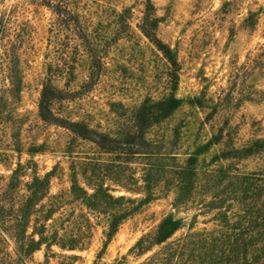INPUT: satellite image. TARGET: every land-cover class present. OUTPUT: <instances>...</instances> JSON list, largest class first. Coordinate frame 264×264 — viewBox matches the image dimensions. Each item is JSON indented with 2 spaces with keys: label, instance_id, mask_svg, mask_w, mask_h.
Returning a JSON list of instances; mask_svg holds the SVG:
<instances>
[{
  "label": "rangeland",
  "instance_id": "rangeland-1",
  "mask_svg": "<svg viewBox=\"0 0 264 264\" xmlns=\"http://www.w3.org/2000/svg\"><path fill=\"white\" fill-rule=\"evenodd\" d=\"M146 16L175 67L141 30ZM0 21V205L16 212L48 179L25 239L14 217L0 223V264H145L157 252L153 264H264V0H0ZM172 95L167 116H136ZM166 218L180 228L141 253ZM190 232L195 245L160 253Z\"/></svg>",
  "mask_w": 264,
  "mask_h": 264
},
{
  "label": "trees",
  "instance_id": "trees-1",
  "mask_svg": "<svg viewBox=\"0 0 264 264\" xmlns=\"http://www.w3.org/2000/svg\"><path fill=\"white\" fill-rule=\"evenodd\" d=\"M152 20L149 18V16H146L143 20V24L141 27V30L144 34L153 36L151 31L152 26ZM3 23L0 21V33L3 30ZM153 42L155 45L163 52L166 59L170 63L172 67L176 66V60L174 59L171 50L168 46H166L164 43H162L156 36H153ZM4 57L7 60L5 64H3V68H6L9 71L8 78L9 82L6 88L3 90L9 95L10 97H15L17 94H19L20 91V85H21V77L19 75V68H18V57L13 50L7 49L4 51ZM46 94L43 91L41 93V99H40V111L46 110V107L44 106L46 101ZM178 99L172 95L170 98L161 100L157 103V106L160 107L161 111H138L136 116L141 117L142 119H151L154 118L155 120L167 116L173 109H175L178 106ZM43 115V114H41ZM44 116V115H43ZM69 125H71V131L74 134H78L82 136L83 138H88L86 135L88 134L89 130L84 128L81 129L78 127V123L69 122ZM78 127V128H77ZM91 132V131H90ZM86 134V135H84ZM194 157H190L189 160H193ZM192 169H183L181 170V174L187 175L191 174ZM48 186V179L47 177L43 178H34L32 182L28 185L29 194L24 198L20 208L16 210V212L12 211L11 209H7L6 207H3L0 205V223L4 224L6 223L7 219H10L11 216L15 218L17 221L18 226V239L23 240L25 239V231L21 232L22 227H26L28 224V218L31 215L33 207L36 205V202L40 197L44 196L45 190ZM76 191H82L85 196H87L86 192L81 189V187L77 186L73 189V192L76 193ZM107 196L111 201H118L117 199L111 197L110 195L104 194ZM134 210L128 209V210H122L119 213H116L111 216V219L109 221V228H108V235H113L120 224V222L127 217L130 212ZM14 214V215H12ZM41 228L43 229L44 226L42 225ZM180 228V222L172 219V218H166L164 219L156 228V231L154 234H148L145 238H141L138 241V247L141 253L146 252L151 249L153 245H159L164 242H166L168 239H170L175 232ZM39 237L38 239H34V237H31L28 239V243H20L19 248L17 249L18 259L23 258V256H27L31 254L33 251L39 248L43 240L45 239V236L42 233H38ZM201 234L198 232H190L185 234L182 237L177 238L176 240L171 241L166 247H163L160 253H163L164 255L170 256V255H177V253L181 254L187 246L195 245L196 242H194V237H199ZM193 250V249H192ZM189 249V251H192ZM158 255L157 253H153L151 256L147 258L145 261V264H153L154 261L158 259L156 257ZM154 259V260H153ZM12 264V263H8ZM16 264V263H15Z\"/></svg>",
  "mask_w": 264,
  "mask_h": 264
}]
</instances>
